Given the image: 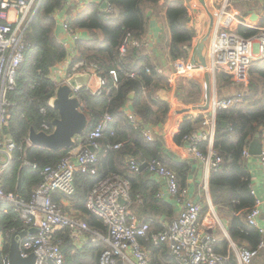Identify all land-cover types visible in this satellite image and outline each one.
Masks as SVG:
<instances>
[{"label":"trees","instance_id":"1","mask_svg":"<svg viewBox=\"0 0 264 264\" xmlns=\"http://www.w3.org/2000/svg\"><path fill=\"white\" fill-rule=\"evenodd\" d=\"M106 1L114 7V13L110 14L102 9L101 4H91L76 14L75 18L68 20L74 29H84L91 33L89 40L76 42L78 56L80 59L100 65L110 88L108 96H95L85 89L78 91L80 108L88 117V129L90 124L104 113L113 117V128L104 132L97 140L99 144L97 173L94 175L75 173V193L70 198L73 202L75 201V210L81 212L91 228L104 231L102 221L86 208L85 199L97 182L109 175L118 174L127 178L130 183L129 208L135 215L146 216L147 218L140 219L158 228L157 223L162 220L155 216L166 214L173 218L175 214L173 208L169 203L159 201L157 185L148 187L150 184L154 185V181L150 182L148 177L144 176L148 173L147 168L143 171L130 172L127 158H135L140 163L158 161L172 169L176 174L180 191L186 185L188 162L171 154L166 149L162 136L155 133L153 139L147 140L143 135L146 128L161 125L169 112V104L152 95L162 87L165 78L154 72L152 60L139 53L137 48L130 47L123 57L119 51L128 34L137 39L143 35L147 24V11L153 12L158 0ZM252 1L262 3L260 11L263 16L259 27H264V0H250ZM71 4L72 2L67 0H42L27 27L26 36L29 44L25 58L16 75L15 85L7 94L9 102L13 103L9 107L11 119L8 129L18 147L13 152L11 165L5 170L10 172L11 176L2 181L5 190L17 191L26 199L41 181L40 170L58 162L73 147L53 151L37 145L27 148L25 146L30 127L41 131L43 123L51 125V120L57 116V111L48 105V100L54 94L55 88L48 74L54 65L66 57L67 51L55 37L56 21L53 15L65 7L70 13ZM164 13L170 32L169 57L172 60L186 59L194 30L188 26L189 17L185 0H171ZM236 32L244 37H251L258 32V29L239 25ZM136 53L140 54L139 58ZM118 64L122 69L118 70V82L116 86H113L108 71ZM146 68H150L152 72L146 73ZM132 70H135V75L126 76L125 73ZM248 74L250 79L247 89L243 92L242 100L234 107L218 110L215 115L216 134L212 150L222 158V164L219 169L209 172L208 189L215 204L229 206L230 214L234 211L240 213L232 217V224L228 231L231 240L236 244L255 248L261 239L258 230L249 225L246 219L248 210L254 205L255 199L251 193L249 175L242 164V157L243 151L247 149L254 135L257 133L261 135L260 127H264V63L255 60L249 67ZM216 79L219 89L222 82L233 85L230 75L225 71H217ZM190 80L192 79H185L187 86L194 83ZM143 89L150 97L152 105L145 104L137 96L133 99L134 112L140 117V121L134 124L130 122L123 108L129 101L131 93L135 92L138 95V92ZM41 107L46 108L45 114L39 111ZM200 122L201 116L184 119L178 132L173 136L174 142L188 147L189 141L186 136L195 132ZM78 138H75V145L79 142H76ZM81 142L85 144V141ZM115 145L118 146L115 147ZM197 148L201 152L206 151V143H198ZM103 151L105 155L102 154ZM23 160L35 164L36 167L24 166ZM18 176L21 181L17 188ZM60 196L57 194L56 200H59ZM19 226L20 221L14 207H9L7 214L0 215V229L3 231L16 230ZM144 241L153 247L150 241ZM88 243L86 249L80 247L76 252L72 250V246L66 247L65 264H100V253L105 246L101 241ZM227 245L228 240L224 237L219 248L215 250L228 255ZM156 251L167 254L169 250L166 243L153 247L151 264H156ZM228 263L236 264L230 256Z\"/></svg>","mask_w":264,"mask_h":264},{"label":"built area","instance_id":"2","mask_svg":"<svg viewBox=\"0 0 264 264\" xmlns=\"http://www.w3.org/2000/svg\"><path fill=\"white\" fill-rule=\"evenodd\" d=\"M67 1L72 2V11L68 13L65 7L53 15L56 28L59 29L55 37L65 47L67 54L61 62L50 69L48 74L55 86L54 94L48 100V105L51 107L57 87L65 84L74 73L87 72L90 76L96 77V84L87 82L82 88L92 95L108 96L110 90L107 78L102 74V67L79 58L76 42L80 37L77 29L71 27L68 21L91 4H101L104 0ZM170 1L158 0L156 6L165 11ZM237 1L221 0L212 10L207 7V11H204L203 16L209 15L216 27L209 38L210 63L206 69L213 76L217 71H225L230 75L233 85H239L240 82V85L246 87L249 67L255 60L264 63V27L257 26L258 32L251 37H244L236 32L237 25L247 26L245 21L238 20V13L234 12ZM41 2L42 0H0V157L3 156L2 162L0 161V215L7 214L9 207H14L20 221L18 229L0 233V264H9L6 246L9 247L12 233L22 231H26V234L18 239L20 255L25 258L33 254L34 264H65L66 247L79 248L81 243L96 241H101L105 246L100 253V264H151L149 251L144 248L142 240L150 241L154 247L166 243L169 254L176 264H229V256L215 250L217 239L201 229L199 222L201 203L182 198L179 211V185L176 174L158 161H151L146 167L150 174L166 182L165 191L157 193V197L173 198L179 212L170 221L158 222L159 227L155 231L151 230L150 222L140 219L129 208L130 183L127 178L118 174L109 175L97 182L85 199L86 208L102 221L104 231L91 228L81 212L75 210V201L70 198L75 193V173L90 175L97 173L96 166L99 161L97 140L104 132L113 128V117L108 113H104L90 124L89 129L87 127L86 133L81 138L85 144L81 140L58 162L40 170L41 181L32 190L29 198H24L17 191L5 190L1 175L11 165L13 152L18 147L8 129L11 119L9 107L13 103L9 102L7 94L13 89L19 67L24 61L29 44L26 36L27 27ZM104 9L110 14L115 12L114 7L108 3ZM9 11L15 14L11 20L7 17ZM130 47L142 49L145 46L139 42V39L128 34L119 49L120 55L123 57ZM142 55L146 54L142 52ZM156 62L158 65L154 66V72L158 76H165V82L189 78L197 69L187 59L173 60L168 72L160 66L162 63ZM119 69H122L120 64L108 71L113 86L117 85ZM145 71L148 74L152 72L150 68H146ZM135 73V70H132L125 74L133 77ZM74 95L79 99L78 91H74ZM242 95L243 91L230 97L215 95L208 109L200 113L201 122L198 128L191 135L186 136L189 141L188 148L193 157L202 163L206 177L211 170L219 169L222 164V158L212 150L216 134L215 115L220 109L234 107L242 100ZM39 111L42 114L47 112L45 107H41ZM123 111L130 122L137 124L140 121L126 107ZM199 116L194 115L193 118ZM42 128L41 131L47 133L53 130L52 124L48 123H43ZM154 134L155 129L152 127L146 128L143 132L147 140L153 139ZM25 140L26 148L32 146L28 137ZM200 142L206 143V151L198 150L197 146ZM88 145H92L94 151H91ZM261 147L258 160L264 187V138L261 140ZM102 154L105 155L104 151ZM243 155H248L247 149L243 151ZM22 162L24 166L36 167L27 160ZM126 162L130 172H137L141 165L137 159L131 157L127 158ZM205 191H207L206 186ZM57 194L66 199L65 203L70 207L68 211L56 201ZM120 199L125 203H121ZM258 205L259 201L256 200L247 213V222L262 234L264 226H260L257 222L260 214ZM30 228L36 229V232H30ZM234 249L237 264H251L264 249V241H260L256 248L239 246Z\"/></svg>","mask_w":264,"mask_h":264},{"label":"crops","instance_id":"3","mask_svg":"<svg viewBox=\"0 0 264 264\" xmlns=\"http://www.w3.org/2000/svg\"><path fill=\"white\" fill-rule=\"evenodd\" d=\"M220 1L221 0H185V7L187 8L189 17L188 26L194 30L191 47L187 52L186 59L197 67V69H195L189 76V79L192 78V80H194L197 85L199 83L201 84V93L196 99H189V97H187L186 100L184 98H177V84H174L172 81L165 82L162 87L152 95L155 97L157 96L159 100L166 101L169 104V112L165 121L161 125H156L153 128L155 129L156 134L162 136L164 145L171 154L177 156L183 161L188 162L186 171L187 176L185 178L186 185L184 188H182V191L179 190V211L180 200H182V198H188L195 202L201 203L202 210L199 219L201 229L203 231H206L207 233L212 234L217 239L215 246L216 249L217 247L219 248V245L222 242V238L225 237L228 240L226 249L227 253L231 257V260L234 259L237 264V257L235 254L236 251L234 248L239 246L247 247V245L236 244L231 240L228 231L232 224V217L238 216L240 213L238 214V212L234 211L230 214L229 206L217 205L214 203L208 189L209 174L206 177L205 169L202 166V163L193 157V154L190 152L187 146L177 145L173 140V136L178 132L180 124L183 122V120L186 118L193 119L194 115L201 116L200 113L202 112V110L208 109L215 95L226 97L230 94L234 95V93L237 91L244 92L247 89V86L244 87L241 85V87H243V90H241V88L238 89L239 85L233 86L230 83L223 82L220 85L219 89L217 87L216 75L213 76L211 75V73L206 71V65L210 61L208 52L209 38L210 35L215 32L216 27L214 20L209 15H203L204 11H207V7H210V9L212 10L216 5L220 3ZM261 5L262 3H259L258 1L250 2L249 0L246 2L245 0H238L236 5L234 6V12L238 13V20H241L243 22L245 21L247 26L256 28L257 26H259L261 18L263 16V13L260 11ZM253 14L256 15L252 20L251 17ZM77 31L80 40H89L91 38V33L89 31L84 29H77ZM57 32H59V29L56 28L55 34ZM139 42L144 44L145 47L142 48V52L148 56V59L150 61L152 60L151 63L157 61V59L159 63H162L163 60H168L170 61V63L173 61L169 57L170 32L167 26L164 10L161 7L160 13L158 14H155L154 12H152V10L147 11V24L145 27V32L139 38ZM201 43L202 48L198 54L197 49ZM139 50L140 49H138V52ZM136 55L138 58L140 57L139 53H136ZM184 81V79L179 80V95H182V92L185 91L186 87H184ZM88 82H91L90 84H96V77L91 75ZM130 96L131 97L125 104V107L127 108V110L132 111L133 114H135V105L133 99L136 96L140 97L142 102H144L145 104L152 105V103L150 102V97L146 94L145 89L139 91L138 95L137 93L135 94V92H133L130 94ZM135 116L140 118L139 116H137V114H135ZM260 129L262 131V134L260 135L261 141L264 138V127L261 126ZM81 140L82 139H80L79 137L76 142H80ZM249 145L247 147V150H249ZM242 164L251 181V193L254 196L255 201H259L258 207L260 210V214L257 218V222L260 226H264V187L262 184V170L258 160V155H249V153L247 156L243 155ZM144 176L146 178L148 177L150 182L154 181V185L150 184L148 185V187H156L157 185L159 187L157 193L165 191L166 182L164 179H159L149 172ZM205 186L207 187V191H205ZM56 201L59 202L65 210L68 211V209L70 208L68 205H66V199H64L62 196H60L59 200ZM159 201L166 202L167 204L169 203V205L172 206L175 214L173 213V218H170V215L161 214L159 216H155L157 219L165 222L170 221V219H174L178 215V206L176 205L173 198L164 197V199H160ZM136 216L142 219L147 218L146 216H141L138 214H136ZM259 234L261 239L260 241H264V232L262 234L259 232ZM141 242L144 248L149 251V257L152 262V249L154 246L151 247L149 246V244L147 245V241L144 240H142ZM87 244L89 243H81L79 245V249L80 247H87ZM72 250L76 252L78 249L72 246ZM168 253L169 251L167 252V254L161 251H156V264H174V260H172L173 258L169 256ZM251 264H264V249H262L259 255L252 260Z\"/></svg>","mask_w":264,"mask_h":264},{"label":"water","instance_id":"4","mask_svg":"<svg viewBox=\"0 0 264 264\" xmlns=\"http://www.w3.org/2000/svg\"><path fill=\"white\" fill-rule=\"evenodd\" d=\"M107 5V1L101 3V8L104 9ZM256 14H253L251 19L255 18ZM202 43L197 49V53L201 51ZM90 78V74L74 73L68 79L67 82L55 90V96L52 101V107L57 111V116L51 120L53 130L50 133L44 131H37L33 127H30L28 138L32 145L42 146L46 149L58 151L63 148H70L75 145L76 137H83L88 127V117L81 110L79 99L74 95V91H79L84 88ZM131 96L129 95V98ZM225 125V122H223ZM253 141L249 145V155H260L262 151L260 135L257 133ZM91 151H94L92 145H88ZM148 163H141L139 170H143L147 167ZM21 178L18 176L17 188L19 187ZM121 203H125L123 199H120ZM30 232H36V229L30 228ZM26 231L19 233H12L9 247H8V260L9 264H34L35 256L30 254L28 257H21L19 250L18 239L23 237Z\"/></svg>","mask_w":264,"mask_h":264},{"label":"rangeland","instance_id":"5","mask_svg":"<svg viewBox=\"0 0 264 264\" xmlns=\"http://www.w3.org/2000/svg\"><path fill=\"white\" fill-rule=\"evenodd\" d=\"M236 5V4H235ZM234 5V6H235ZM156 8H154V10H153V12L155 13V14H158V13H160V8H159V6L157 5V6H155ZM14 16H15V14H14V12L13 11H9L8 13H7V17H8V19L9 20H11V19H13L14 18ZM139 53H142V49H140L139 50ZM177 59H179V58H177ZM157 61H158V59H157ZM152 65H154V66H157L158 65V63L156 62V61H154L153 63H152ZM161 67H163L164 69H165V71L166 72H168L170 69H171V63H170V61H168V60H163L162 61V64L160 65ZM166 76H167V73H166ZM164 78H165V76H163ZM247 78L248 79H250V76H249V74L247 73ZM192 79V78H191ZM185 80V79H184ZM190 81H193L194 82V80H190ZM185 82V81H184ZM164 83H165V81H164ZM163 83V84H164ZM174 84H177V92H178V95H176L177 96V98H184L185 100H186V98L187 97H189V99L190 98H192V99H196L197 97H199V95H200V93H201V84L199 83L198 85L194 82L193 84H191V85H189L188 84V86L185 84L184 85V87H186L185 88V91H183L182 92V95H179V79L178 80H175L174 82H173ZM239 84V88H241V90H243V87H241V85H240V82L238 83ZM241 92V91H240ZM197 95V96H196ZM192 96V97H191ZM2 160H3V156H1L0 157V161L2 162ZM2 179L4 180H7L11 175H10V172H4V173H2ZM151 230L152 231H155L156 230V228L152 225V228H151ZM4 231H3V229H0V233H3Z\"/></svg>","mask_w":264,"mask_h":264},{"label":"bare ground","instance_id":"6","mask_svg":"<svg viewBox=\"0 0 264 264\" xmlns=\"http://www.w3.org/2000/svg\"><path fill=\"white\" fill-rule=\"evenodd\" d=\"M209 63H210V61H209ZM209 63H208V64H209ZM208 64L206 65V68H207ZM206 71H207V69H206Z\"/></svg>","mask_w":264,"mask_h":264}]
</instances>
